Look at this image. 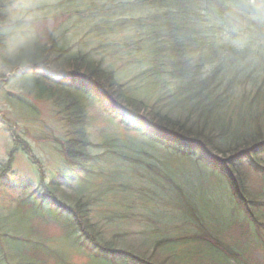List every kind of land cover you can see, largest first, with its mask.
<instances>
[{
	"label": "trees",
	"instance_id": "trees-1",
	"mask_svg": "<svg viewBox=\"0 0 264 264\" xmlns=\"http://www.w3.org/2000/svg\"><path fill=\"white\" fill-rule=\"evenodd\" d=\"M110 1L109 7L97 8L95 15L105 25L109 22L115 24L117 21L114 19H123L125 30L118 37L121 43L124 41V46L129 47H123L117 54L109 53L110 46L105 43L102 48L96 49L98 56L90 52L78 53V56L70 58L66 53L62 56L60 52H55L58 54L54 55L50 49L36 47L38 44L25 46L14 56L6 53L7 40L11 41L15 36V22L11 18L10 1L0 0V51L4 65L14 66L18 68L15 72L20 70L24 76L42 81L40 89L32 92L40 99L51 101L55 110L57 109L58 119L64 123L63 155L72 174L73 170L76 174L79 172L72 162L86 167L88 161L86 158L90 156L92 144L88 137V123L84 114L86 106L79 97L70 94L68 89L46 79V74L42 71L47 64L88 76L91 82H95L105 93L110 94L114 101L123 106L124 112L143 114L150 119V123L165 128L173 136L184 135L188 141L193 139L199 143L204 141L210 152L224 158L219 160L206 156V161L214 169L211 175L226 186L228 197L234 199L236 208L226 204L219 206L218 202L223 198H210V203L205 204L214 207L218 212L223 209L225 212L223 215H229L230 222L235 223L239 236L247 239L245 246L242 241L237 244L244 247L236 246L244 255L243 264H263L264 251L259 252L256 258L254 257L256 253L252 255V252L259 249L264 238V55L255 56L253 53L250 60L246 49L220 46L214 35L220 29L219 23L225 16L235 19V26L237 29L241 27V33L249 34V40L263 46L264 20H253L254 12L236 16L231 9L233 1L240 5L242 0H221L223 2L212 3L207 5V8L205 4H201L202 0ZM254 42L252 47L255 45ZM46 50H49L48 55ZM106 55L108 58H105ZM217 60L223 62L221 66L216 68L210 79L201 81L199 79L201 65ZM255 61L263 62L262 66L259 65L261 66L259 71H256ZM163 63H167V71H164ZM130 67L143 71V75L137 76L136 70L127 72ZM155 69L158 70L154 71ZM188 72L190 84L187 86L194 91L195 96L193 104L191 103L192 109L186 111L190 127L170 118L163 103L154 98L155 92L144 90L142 86L144 79L148 81L158 79L159 77L155 76H161L162 73L167 74V82L172 83ZM176 87L183 86L181 84ZM38 90L43 91V97L36 94ZM69 94L76 97L71 99L75 110L67 115L73 118L71 121H67L60 100V96ZM199 95L202 96L201 100ZM100 97L106 100L102 95ZM17 106L19 109L25 107L23 102H18ZM13 112L14 110H11V113ZM27 118L19 117L21 122ZM12 127L11 125V129ZM217 128H221L224 133L217 135ZM6 130L10 129L6 127ZM210 133L211 135H208ZM12 136L19 138L13 133ZM214 136L220 140L213 142ZM10 166L11 160L7 161L4 168L0 167V176L9 171L11 168H7ZM52 188L50 190L53 193L69 205L78 208L81 214V218L66 215L65 226L61 224V235L58 240V245L62 247L60 253H65V249L70 248L69 245L76 248L77 245L82 246L83 240L76 238L80 233L87 238L84 241L94 251L88 262L96 261L99 264H180L181 261L193 264L189 258L203 254L205 247L212 248L213 244L229 245L222 236L216 237L211 232H206L211 240L202 234L195 235L196 229L199 230L201 225L194 218L193 220L178 218L155 236L146 233V227L138 231H127L125 226L131 223L128 220L131 218L133 206L130 207L127 218L125 215L107 218L103 224L104 228L97 229L89 217L91 214L93 216L95 207L102 205L93 187H84L80 191L77 187ZM209 192L211 195L215 194L217 187H213ZM100 195L102 198L103 192L100 191ZM54 197V201L58 202V198L55 195ZM25 202L28 206L24 205ZM189 202L190 200L186 198V207ZM19 206L30 212L33 204L22 200ZM235 209L239 213L242 211L244 215L242 219L233 215ZM104 216L105 214L95 219L104 220ZM34 221L36 219L31 216L21 223L27 228ZM41 225L39 223L38 227ZM111 230L124 232L116 235ZM69 234H74L75 238ZM240 237H236V240ZM251 242H255L256 245ZM52 244H56L54 240ZM250 245L254 248L251 252ZM22 254L31 257L29 260L33 263L43 260L37 252L24 250ZM170 255L172 260L166 262ZM64 260L67 264H73L71 257ZM204 262L197 261L195 264ZM224 263L227 264L225 260Z\"/></svg>",
	"mask_w": 264,
	"mask_h": 264
},
{
	"label": "rangeland",
	"instance_id": "rangeland-1",
	"mask_svg": "<svg viewBox=\"0 0 264 264\" xmlns=\"http://www.w3.org/2000/svg\"><path fill=\"white\" fill-rule=\"evenodd\" d=\"M9 1L11 2V18L17 23L14 31L17 30V32L15 34V40L8 41L6 53L12 48L18 52L19 49L17 47L19 45L34 46L36 43H39L36 47L50 49L54 55L58 54L55 52H60L59 54H62V56L66 55L64 52L67 46L68 50L71 52L70 56L67 55V57L74 58L76 56L75 52L79 49L90 48L91 51L94 50V42L96 40V38H94L95 34L100 36L97 40L105 39V31L100 27L94 29L93 22L91 23L89 20H86V18L90 19L89 12L82 6H79V8L75 4L69 6L70 11L81 9V14L69 12L66 6L71 0ZM36 1H39V3L35 4ZM87 6L89 7V5ZM106 7L107 5H104L103 8ZM34 19L38 24H41L36 28L37 32L29 37V34H24L23 32L30 28H28V26H31L29 21ZM80 20L83 22H80ZM219 25L220 30L214 35L217 40L220 42H234L240 44L241 48L248 50L246 54H250V60L253 53L255 56L264 55V45H256L254 42L255 45H253V47L247 46L249 34L246 35L237 32L234 25L230 27L222 21H220ZM118 28L120 31L125 29L119 26ZM93 29L94 32L92 31ZM109 35L110 37L115 36L110 33ZM50 36L53 38L52 40H48ZM36 37L38 39H36ZM35 41L36 43L33 44L32 42ZM48 52L49 50H46L47 55ZM263 62L260 63L255 61L256 71L261 69ZM3 70L4 69L0 67V74ZM167 70V63H164V71ZM15 73L8 78L7 82L6 79L5 81L0 80V166L4 168L7 161L13 157L12 150L9 148L11 144L8 145L11 138L4 130V124L2 122H7V119H13L11 110L14 107V113L19 114L20 118L23 116L28 117L26 121L22 122L20 119L14 118L16 122L19 123L17 127L21 129L20 131L15 130L14 133H18L17 137L20 135L23 136L29 146V148L27 147L26 149L30 151L33 149V153L38 159L34 162L39 166L42 164L39 172L43 174V182L41 184V176L39 181L38 176H33L30 173L33 171V165L25 157L18 158L19 154H22L18 153V156L14 157L12 163V167L15 170L1 176L0 185L19 184L27 186L25 184L29 183L30 186H27V188L29 191L28 194H30L34 190L42 191L44 188L42 189L41 187H44L47 181L49 182V177L53 174L61 173L62 167L58 154V144L56 146V144L50 140L56 138L58 141V139L62 138V132L61 124L56 117L55 111H53V107L48 102L35 101V108H33L32 112H26L22 111L24 107L19 109L17 106L18 102H23V99L16 96H5V93H3L4 91H10V93L16 94L21 93V77L15 78V76H13ZM78 76L79 75L74 74L73 77L78 78ZM164 77V75H161L158 79L142 82L144 90L155 92L154 98L157 101L161 100L158 91L161 90L159 84L162 83ZM24 79V83L31 90L40 89L42 81L27 76H24ZM77 80V83H79L80 79L78 78ZM182 82L183 81H178L177 84L179 85ZM38 91L39 92H36V94L39 97H43V91ZM74 98L76 97L70 94L60 96L61 106L65 110L67 121L73 119L67 115L68 113H73L74 111L72 110H75L71 104V99ZM175 98L179 102L185 101L183 95L177 94ZM86 103L87 120L89 122L88 137L92 143L90 149L93 154L104 155V153H107L105 151L106 139L115 140L108 143L109 146L106 148L121 150L122 152V149L119 147L122 142L133 153V155H124L122 153L119 155L118 159L105 157L99 161L96 160L95 164L91 165V173L94 170V174H89L86 183L80 182V187H77L79 191L84 188V185L104 187V194L100 200V205L102 206L95 207L93 216L91 214L89 217L97 229L99 227L104 228L103 224L106 222L107 218L118 215L113 210L117 209L115 207H124L115 205L113 206L114 208H107V206H111L113 202H118V204L122 202L123 204L136 202L143 206V208L146 207L144 208L146 211L145 216H132V214H130L131 223H127L125 227L127 231H138V227H146V233L153 234V236L158 234L162 229L167 228L169 224L178 218L190 220L194 218L195 221L199 222V225H201L205 232L222 229L228 224L230 216L223 215L225 213L223 209H221V212H218L214 207L205 204L210 203V198L217 199L222 195H226V192H221L226 186L223 182L220 183L215 179L211 175L212 172L197 161L196 157L191 154L178 153L176 145L163 142L152 135L146 133L142 134L141 132L128 133L124 125L117 120L119 116L115 115L111 110H104L101 104L91 97L87 98ZM118 113L122 114L121 111ZM144 124L145 122H140V125ZM130 125L132 128L137 126L136 124ZM188 125L186 126L190 127L191 124L188 123ZM147 130L150 131L149 128H147ZM47 138H49L48 141ZM117 139H119V142ZM216 140L218 139L212 138L213 142ZM98 143L100 144L98 145ZM187 144L189 145L188 148L198 144L201 156H210L215 159L224 160L223 157L210 152L209 149L202 144L193 142L192 146L189 142ZM127 152L128 154H132L129 153V151ZM125 157L133 159H124ZM138 187L143 191L147 189L146 191L151 195H149L148 198L137 197V194L140 192ZM213 187H217V192L211 195L209 191ZM18 194L19 192L17 191L0 189V239L2 245L8 251L14 250V247H17L16 250L24 251L31 240L30 234L28 233L31 231V234H36L34 240H38V244H44L48 250L56 253L59 258H65L66 255H68L71 257L73 264H86L85 255H77L75 254L76 251L71 248H69L70 250L63 248V250H66L65 253H60V256L58 255L62 247L51 243V237L58 233L54 227H43V225L38 227L39 221L36 220L30 223L29 227L25 228L26 226H24L21 221L31 217V212L24 211L22 209L24 207L19 206V204L10 205L14 201L13 197H16ZM138 196H140V194H138ZM186 198L190 200L187 207ZM160 201H167L166 204L169 209H166ZM246 201L249 202L247 199ZM103 206H105V208ZM36 210L40 211L39 209ZM121 212L122 210H119V213ZM175 212H181L182 216L177 217ZM103 214H105L104 220L99 221V219H95ZM125 215L128 216V213H125ZM233 215L238 219L243 218L242 214H240L237 209L233 211ZM139 220H142L141 224L136 222ZM18 223H20L19 227L17 226ZM9 230H11V232H9ZM112 232L117 235L124 231L120 232L118 230H113ZM54 241H57L56 237ZM240 241L244 243L242 239H237L233 240L232 245L239 244ZM13 254L14 253L8 255L7 258L6 255L0 251V261L2 262L0 264H5V262H7V264H14L11 259V255ZM164 256L168 257L167 254H164ZM29 259L32 258L19 256L16 258V262L18 264H45L41 259L39 263H33V261ZM49 260V256L45 257V262L47 264H52ZM170 260H172L171 255L167 258L166 262ZM189 260H191L193 264L197 261H205L203 264H209V262L211 264H225L221 256L208 247L204 248L203 254L196 255L195 258H189ZM213 260L214 262H212ZM88 264L99 263L96 261H89ZM180 264L185 263L181 261ZM186 264L188 263L186 262Z\"/></svg>",
	"mask_w": 264,
	"mask_h": 264
},
{
	"label": "bare ground",
	"instance_id": "bare-ground-1",
	"mask_svg": "<svg viewBox=\"0 0 264 264\" xmlns=\"http://www.w3.org/2000/svg\"><path fill=\"white\" fill-rule=\"evenodd\" d=\"M55 38H58V37H55ZM7 41H9L10 42V40L8 39ZM36 42V41H35ZM36 44H39V43H36ZM14 51H15V49H11L10 51H8V53L9 54H14Z\"/></svg>",
	"mask_w": 264,
	"mask_h": 264
}]
</instances>
